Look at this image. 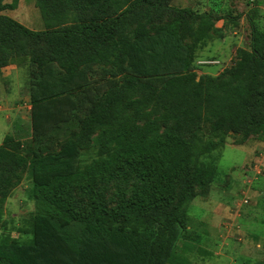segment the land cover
Returning <instances> with one entry per match:
<instances>
[{"label":"trees","instance_id":"obj_1","mask_svg":"<svg viewBox=\"0 0 264 264\" xmlns=\"http://www.w3.org/2000/svg\"><path fill=\"white\" fill-rule=\"evenodd\" d=\"M18 2L0 0V10ZM170 2L36 0L44 30L0 14V74L28 57L35 146L25 157L3 138L0 195L26 166L27 197L38 202L18 229L26 241L0 233V264H187L173 256L187 205L218 172L184 133L205 120L240 133V143L252 133L264 139V30L248 17L249 48L236 64L197 78L196 52L213 19ZM95 145L98 156L81 164L80 150ZM127 171L139 192L119 191L107 206L98 183ZM71 189L86 196L85 211L63 196ZM2 216L0 208V225Z\"/></svg>","mask_w":264,"mask_h":264},{"label":"rangeland","instance_id":"obj_2","mask_svg":"<svg viewBox=\"0 0 264 264\" xmlns=\"http://www.w3.org/2000/svg\"><path fill=\"white\" fill-rule=\"evenodd\" d=\"M10 1L3 0V3ZM170 6L189 8L195 13L207 12L213 19L204 46L196 52L197 78L204 74L216 76L236 64L239 51L249 48L248 17L264 30V0H171ZM0 14L12 17L31 30L46 28L36 0H19L14 10H0ZM164 18L166 21L168 17ZM153 28L149 30L152 32ZM184 43L192 45L193 36H186ZM27 64L28 57H25L0 74V77L2 73L7 74L0 78V144L6 135H11L16 153L25 157L35 147L30 137ZM184 134L188 142L206 150L204 156L214 160L218 176L205 190H195L187 205L186 223L173 256L186 259L187 264H264V139L259 133H252L240 143V133L216 132L205 120L198 121ZM97 149V145L81 149L79 162L97 157ZM126 174L115 181L98 183L107 206L115 205L119 191L128 198L139 192L140 183L133 173ZM29 187L25 166L17 172L7 195H0L4 221L0 233H8L19 242L29 236L19 233L18 229L27 227L29 214L38 205L37 201L28 199ZM63 196L77 212L87 209L86 196L80 190L71 189L69 195Z\"/></svg>","mask_w":264,"mask_h":264},{"label":"crops","instance_id":"obj_3","mask_svg":"<svg viewBox=\"0 0 264 264\" xmlns=\"http://www.w3.org/2000/svg\"><path fill=\"white\" fill-rule=\"evenodd\" d=\"M11 66H13V64H10V65H8V66H5V67L1 68V70H4L5 68L7 69V68H9V67H11ZM6 75H7V74L4 75V74L2 73V75H1L0 78L2 79V76H6Z\"/></svg>","mask_w":264,"mask_h":264},{"label":"built area","instance_id":"obj_4","mask_svg":"<svg viewBox=\"0 0 264 264\" xmlns=\"http://www.w3.org/2000/svg\"><path fill=\"white\" fill-rule=\"evenodd\" d=\"M214 61H211V63H213Z\"/></svg>","mask_w":264,"mask_h":264}]
</instances>
